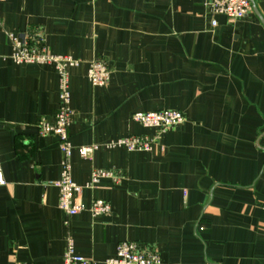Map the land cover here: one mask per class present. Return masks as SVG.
Returning a JSON list of instances; mask_svg holds the SVG:
<instances>
[{
  "label": "crops",
  "instance_id": "1",
  "mask_svg": "<svg viewBox=\"0 0 264 264\" xmlns=\"http://www.w3.org/2000/svg\"><path fill=\"white\" fill-rule=\"evenodd\" d=\"M34 31L80 60L68 131L85 209L74 215L59 208V138L39 130L55 121L59 72L15 62L7 36ZM95 58L106 85L88 78ZM168 109L184 121L164 131L132 119ZM129 135L153 148L111 145ZM0 161V264H63L70 239L97 264L122 241L155 247L160 264H264V0L235 20L205 0H0ZM96 169L111 175L87 186ZM95 199L111 211L94 216Z\"/></svg>",
  "mask_w": 264,
  "mask_h": 264
},
{
  "label": "built area",
  "instance_id": "2",
  "mask_svg": "<svg viewBox=\"0 0 264 264\" xmlns=\"http://www.w3.org/2000/svg\"><path fill=\"white\" fill-rule=\"evenodd\" d=\"M205 5L215 14H223L230 19H239L246 16L251 10V0H205ZM217 24L216 20L212 21ZM9 41L14 46L13 59L17 63H50L53 64L60 78V103L53 123L43 119L39 123L42 135L54 134L59 138L60 148L64 154L63 172L56 182L59 187V208L68 215H74L85 209L79 199L82 186L77 184L71 173L73 144L69 136V125L73 111L70 107L71 93L69 90V68L78 66L80 60L68 55L54 54L46 49V40L40 31L27 32L22 35L13 32L7 33ZM111 77V70L102 59L95 58L89 62L88 78L94 85H106ZM132 119L145 127L157 128L164 131L184 121V114L180 110L138 111ZM155 139L148 136L129 135L112 142L111 145L122 146L129 151H149L153 148ZM99 148L98 144L81 146L79 152L82 157L89 158ZM111 175V172L96 169L92 180L87 186H94L99 179ZM6 183L2 164L0 162V185ZM94 216L107 214L111 205L103 199H95L91 205ZM160 253L153 246L143 245L135 241H122L117 247L116 255L105 260V264H160ZM29 264V263H24ZM63 264H97L96 261L77 254L73 240L68 241L64 254Z\"/></svg>",
  "mask_w": 264,
  "mask_h": 264
},
{
  "label": "rangeland",
  "instance_id": "3",
  "mask_svg": "<svg viewBox=\"0 0 264 264\" xmlns=\"http://www.w3.org/2000/svg\"><path fill=\"white\" fill-rule=\"evenodd\" d=\"M1 162V161H0Z\"/></svg>",
  "mask_w": 264,
  "mask_h": 264
}]
</instances>
